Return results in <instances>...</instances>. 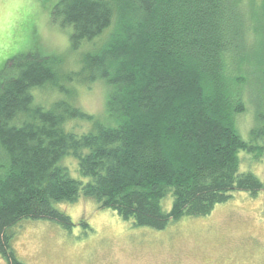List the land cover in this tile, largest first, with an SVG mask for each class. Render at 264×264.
Returning <instances> with one entry per match:
<instances>
[{
  "label": "trees",
  "instance_id": "trees-1",
  "mask_svg": "<svg viewBox=\"0 0 264 264\" xmlns=\"http://www.w3.org/2000/svg\"><path fill=\"white\" fill-rule=\"evenodd\" d=\"M52 20L72 27L75 49L107 35L78 70L63 72L57 54H25L0 74V254L9 264H25L9 232L18 222L75 225L60 202L91 198L162 230L235 192H264L241 157H264V0H59ZM97 81L109 88L108 119L76 105L66 85ZM47 86L64 96L38 102L35 90ZM247 87L259 97L249 140L237 125ZM79 120L90 128L76 130Z\"/></svg>",
  "mask_w": 264,
  "mask_h": 264
},
{
  "label": "rangeland",
  "instance_id": "rangeland-1",
  "mask_svg": "<svg viewBox=\"0 0 264 264\" xmlns=\"http://www.w3.org/2000/svg\"><path fill=\"white\" fill-rule=\"evenodd\" d=\"M58 1L0 0V74L7 72L8 61L25 54H57L62 58L63 72L75 71L81 67L83 54L103 42L107 33L93 43L72 47V27L52 20ZM250 39L258 47L255 32ZM253 70L257 73L256 67ZM251 81L254 78L248 75ZM66 85L74 89L71 99L76 105L108 119L109 88L104 81ZM63 96L51 86L35 90L36 100L46 105ZM257 98L258 94L247 87V110L237 117L246 140L257 125ZM71 125L78 131L90 128V123L81 120ZM241 157L242 168L264 180V157L254 159L247 153ZM64 164L73 176L79 175L74 158H66ZM171 204L169 195L162 202L164 210L169 211ZM57 207L75 221L71 229L53 220L24 219L9 230L15 253L25 264H264V192L255 196L235 192L209 215L183 216L162 230L136 226L114 210L100 208L91 198L60 202ZM0 264H9L1 254Z\"/></svg>",
  "mask_w": 264,
  "mask_h": 264
}]
</instances>
